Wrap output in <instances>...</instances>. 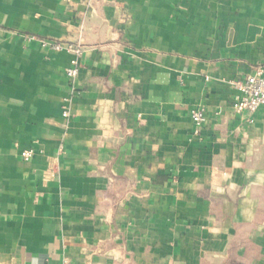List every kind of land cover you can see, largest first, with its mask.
Masks as SVG:
<instances>
[{
  "label": "crops",
  "instance_id": "obj_1",
  "mask_svg": "<svg viewBox=\"0 0 264 264\" xmlns=\"http://www.w3.org/2000/svg\"><path fill=\"white\" fill-rule=\"evenodd\" d=\"M258 66L264 0H0V264H264Z\"/></svg>",
  "mask_w": 264,
  "mask_h": 264
},
{
  "label": "built area",
  "instance_id": "obj_2",
  "mask_svg": "<svg viewBox=\"0 0 264 264\" xmlns=\"http://www.w3.org/2000/svg\"><path fill=\"white\" fill-rule=\"evenodd\" d=\"M30 38L37 39L34 35ZM39 41L41 46L45 49L73 54V58L66 72L70 77L78 75L79 58L83 52V47L81 45L53 39H39ZM233 84L237 91L233 102V107L236 112L253 114L259 107L264 105V67L258 66L254 68L244 79L235 81ZM63 113L67 115V109H64ZM191 117L195 125V131L198 133L207 120L206 109L202 106L197 107L192 111ZM33 154V150H26L22 152V157L24 160H29Z\"/></svg>",
  "mask_w": 264,
  "mask_h": 264
}]
</instances>
